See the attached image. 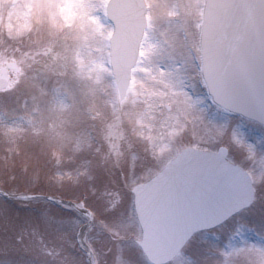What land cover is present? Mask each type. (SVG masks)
<instances>
[{"label":"clouds","instance_id":"obj_1","mask_svg":"<svg viewBox=\"0 0 264 264\" xmlns=\"http://www.w3.org/2000/svg\"><path fill=\"white\" fill-rule=\"evenodd\" d=\"M231 8L228 0H29L24 15L0 19V161L19 163L27 173L33 158H43L47 182L63 189L92 179L97 160L98 166L122 170L132 141L151 155L158 144L185 134L212 139L214 129L200 119L194 97L196 60L206 56L213 27ZM142 47L151 54L141 58ZM138 65L147 71H133ZM157 91L164 96L152 95ZM117 122L124 131L118 153L109 136ZM170 127L177 132L171 138ZM83 211L87 223L75 229L82 257L68 252L65 240L46 242L37 228H24L16 237L21 257L5 254L0 264H69V257L71 264H136L129 253L146 227L135 214L107 221L95 210ZM101 236L108 247L96 246ZM158 236L170 245L180 230L164 226ZM219 251L216 264H225V252L226 264H264V237Z\"/></svg>","mask_w":264,"mask_h":264},{"label":"rangeland","instance_id":"obj_2","mask_svg":"<svg viewBox=\"0 0 264 264\" xmlns=\"http://www.w3.org/2000/svg\"><path fill=\"white\" fill-rule=\"evenodd\" d=\"M68 2L71 3L72 0H68ZM5 4L9 5L6 13L3 12ZM21 4L24 5L23 10L18 7ZM28 5L29 0H0V19L5 17L15 18L24 15ZM145 52L149 54L150 50L145 49ZM100 68L106 70L104 65H100ZM185 94L187 95L188 93L186 92ZM152 95L162 97L158 93H152ZM194 97L196 103L199 105V117L201 120L204 122L206 120L205 109L216 112V114L209 112L208 121L206 122L214 129L212 139H202L185 134L173 143L158 144L151 155L143 151V145L140 144L141 151L130 155L135 156L132 160L133 164L130 167L127 163L125 166L128 167L123 169L126 172L122 170V175L120 174L121 170L98 166L97 160V166L93 169L92 179L83 180L76 187L65 186L63 189H58L47 182V165L43 158H33L29 162L27 173L21 171L19 163L15 166H5L4 161H0V188L10 190L12 193H34L43 194L47 198L57 197L61 200L71 201L76 205L83 202L82 205L95 210L101 219L111 221L118 214H127L129 212L135 214L132 188L139 182L150 178L152 173L155 172L156 174L175 153H178L186 146L192 145V143L197 147L210 148L211 150L217 149L219 145L226 143L231 146L232 156L235 158V161L242 162L246 168L250 169V172L256 180L257 189H261L264 186V182L260 181L262 179L261 175L264 178V173H262L264 171V163H262L264 161V134L255 127L240 122L241 120L237 118L234 142L229 141L226 138L228 135L227 130L234 125H230L228 120L225 121L222 111H217L216 107L208 103L201 89L194 93ZM164 102L166 101H161L162 104ZM146 106L150 107V105ZM170 119L174 122L175 116H171ZM140 122H143V120H140ZM168 135L170 138L177 135L175 127L169 128ZM109 136L116 138L115 125L110 127ZM219 137L223 139L222 143H219L221 140ZM147 139L151 143L154 138L149 135ZM112 148L114 152L120 151V148H117L115 143L112 144ZM128 150L129 148L126 149V154L129 153ZM127 157H129V154ZM127 162L129 161L127 160ZM67 167H71V165H67ZM36 168H39L40 171L38 175L34 176L33 174ZM114 189L119 191V197L116 196L113 191ZM260 194L261 198L256 205L257 209H255L258 214L264 204V189L261 190ZM25 200L24 203L30 202L34 204L32 206L26 205L25 207L18 208L17 202L8 200V198L0 194V260L6 258L5 254L12 256L13 259H19L21 257V253L15 251L20 248V243L17 242L16 237L22 236L21 229L24 228H37L46 242L57 238L65 240L64 246L66 250L75 256L82 257V253L77 251L79 243H77L75 229L87 223L85 215L75 211L70 206L53 203L45 198L38 197ZM40 203L43 204L42 207H40ZM107 206H114V210L105 212L104 209ZM246 216L247 212H243L229 219V221L214 229L216 232L211 230L198 233L189 241L171 264H216L221 258L219 250L225 248L232 249L233 246L231 244L227 245V243L230 242L231 235L234 232L239 234L241 227L254 228V230L247 229L251 231V234L247 231H242L241 235L243 239L255 241L262 237L260 233L263 230L264 218L252 215L249 219L250 222H248L249 220L246 219ZM240 221L243 224L241 227L237 226V223ZM231 224H234V229L236 230L232 229L233 226ZM81 233H83V230H81ZM24 242L26 243L27 241L25 240ZM68 242L75 244L76 247L70 248ZM109 243L106 237L101 236L99 241L96 242V246L108 247ZM194 251L196 254H194ZM129 255L136 264H150L139 246L132 248ZM227 255L226 252L223 253L225 264L227 262ZM24 258L27 259L28 257ZM69 264H71V257H69Z\"/></svg>","mask_w":264,"mask_h":264},{"label":"water","instance_id":"obj_3","mask_svg":"<svg viewBox=\"0 0 264 264\" xmlns=\"http://www.w3.org/2000/svg\"><path fill=\"white\" fill-rule=\"evenodd\" d=\"M231 13L213 27L206 56L212 92L224 106L264 119V0H228ZM175 160L159 178L136 188L141 221L145 225L143 246L155 262L169 260L197 228L220 222L238 207L218 210L217 202L227 191L219 190L216 171L208 154L191 152ZM188 222V223H186ZM167 226L180 230L170 245L159 240Z\"/></svg>","mask_w":264,"mask_h":264}]
</instances>
